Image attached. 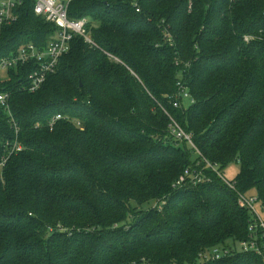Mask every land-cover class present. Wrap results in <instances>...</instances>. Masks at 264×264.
Segmentation results:
<instances>
[{
	"label": "trees",
	"instance_id": "obj_1",
	"mask_svg": "<svg viewBox=\"0 0 264 264\" xmlns=\"http://www.w3.org/2000/svg\"><path fill=\"white\" fill-rule=\"evenodd\" d=\"M35 3L0 25V58L58 30ZM68 13L95 45L74 37L34 92L33 62L0 75L19 128L0 104V264H264L240 248L238 203L264 205V0H72ZM179 82L195 101L175 107ZM208 162L240 164L235 190Z\"/></svg>",
	"mask_w": 264,
	"mask_h": 264
},
{
	"label": "built area",
	"instance_id": "obj_2",
	"mask_svg": "<svg viewBox=\"0 0 264 264\" xmlns=\"http://www.w3.org/2000/svg\"><path fill=\"white\" fill-rule=\"evenodd\" d=\"M72 0H36L34 12L36 15L43 17L46 21L54 23L58 30L52 35L46 47H38L32 42L24 44L15 54L0 58V75L10 69L17 68L20 65L33 62L35 64L34 70L28 76L27 88L34 92L41 88L48 76L57 70L61 56L66 54L71 45V41L76 36H82L85 41L91 45L95 42L88 31V18H71L68 13V6ZM23 4V0H0V25L10 24L16 21L19 17L18 8ZM140 11V8H137ZM248 39V37H246ZM112 59L118 60L114 56L108 54ZM179 92L174 98V106L180 107L184 104H191L195 101L191 95L189 88L183 83L179 82ZM9 94L7 92L0 93V104L8 112L11 121H13L16 132L19 128L12 116V112L8 103ZM62 115L53 117L50 126L53 127L57 120L61 119ZM170 133L175 139L179 141H187L197 152V146L193 142L192 134L186 132L183 127L171 117ZM79 124V123H78ZM15 151H21L22 145L17 143V140L12 144ZM218 175L222 177L223 181L233 190L235 184L232 180L225 178L223 172L217 170V166L209 163ZM189 173V172H188ZM185 176H181L178 183L184 182ZM206 180L202 169H195L194 175L191 177V182L199 184ZM208 179V178H207ZM238 203L250 213L249 218V233L248 240L241 241L240 248L246 251L254 252L264 260V205L256 195L238 194ZM216 257L224 254V250L215 249ZM209 256V255H207Z\"/></svg>",
	"mask_w": 264,
	"mask_h": 264
},
{
	"label": "rangeland",
	"instance_id": "obj_3",
	"mask_svg": "<svg viewBox=\"0 0 264 264\" xmlns=\"http://www.w3.org/2000/svg\"><path fill=\"white\" fill-rule=\"evenodd\" d=\"M1 76L5 78L6 73L5 72L1 73ZM239 171H240V164L238 162H233L224 169L223 174L225 178H227L228 180H233Z\"/></svg>",
	"mask_w": 264,
	"mask_h": 264
}]
</instances>
